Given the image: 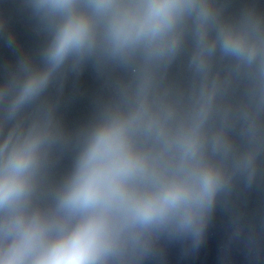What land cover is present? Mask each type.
<instances>
[{"label": "water", "instance_id": "obj_1", "mask_svg": "<svg viewBox=\"0 0 264 264\" xmlns=\"http://www.w3.org/2000/svg\"><path fill=\"white\" fill-rule=\"evenodd\" d=\"M97 2L0 0V175L15 149L33 153L25 191L0 205V260L17 217L38 221L47 247L89 214L66 194L97 133L122 125L143 164L131 191L180 183L203 195L118 219L92 264H264V0H179L166 27L124 42L114 20L142 17L152 0ZM73 15L88 35L57 62Z\"/></svg>", "mask_w": 264, "mask_h": 264}, {"label": "clouds", "instance_id": "obj_2", "mask_svg": "<svg viewBox=\"0 0 264 264\" xmlns=\"http://www.w3.org/2000/svg\"><path fill=\"white\" fill-rule=\"evenodd\" d=\"M71 0H56V6H70ZM97 7H111L110 0H98ZM181 5L179 0H152L140 18L118 16L113 22L114 33L121 42L134 33L157 32L166 27ZM89 22L73 15L66 23L52 52L55 61L62 59L67 49L86 38ZM29 86V89L33 87ZM33 158L31 147L15 149L7 158L0 175V205L12 204L26 187L25 172ZM143 168L142 160L134 156L127 145L122 125L102 128L96 135L81 163L79 174L67 192L65 204L73 210L89 214L75 229L51 245L43 246L44 232L33 220L25 224L22 217L13 222L18 236L0 260V264H92L112 237L115 222L131 216L143 221L163 216L180 202L203 195L194 188L172 183L152 195H138L128 187L129 178ZM212 184L208 175L204 189ZM29 257H32L30 260Z\"/></svg>", "mask_w": 264, "mask_h": 264}]
</instances>
